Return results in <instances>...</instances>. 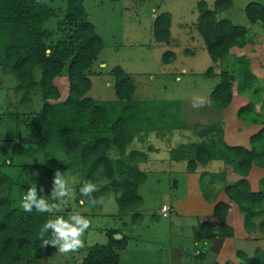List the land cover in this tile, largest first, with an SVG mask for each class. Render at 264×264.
<instances>
[{"label": "trees", "instance_id": "16d2710c", "mask_svg": "<svg viewBox=\"0 0 264 264\" xmlns=\"http://www.w3.org/2000/svg\"><path fill=\"white\" fill-rule=\"evenodd\" d=\"M229 7L230 0H215L213 10H208L202 1L195 7V30L212 63L221 62L231 55L232 49H243L249 42L247 29L216 19L217 13ZM50 16L43 0H0V69L8 71L15 79L17 91L23 89L26 96L37 90L43 101L27 123L44 157L43 190L46 194L51 192L56 170L70 173L78 167L84 181H108L111 195L123 193L115 202L119 213L134 210L141 202L137 189L145 180V173L137 164L146 161V152L128 149V146L132 142L143 143L145 135L151 132L159 135L162 130H185L180 105L174 101L131 100L132 81L118 67L108 71L113 81L114 100L96 101L87 97L88 77L93 74L91 68L103 43L86 21L82 0H66L64 25L69 28L68 35L57 40L50 49L46 48L44 39L48 35L42 26ZM244 16L249 24H260L264 30V3L246 4ZM169 25L167 13L154 19V42L168 40ZM173 58L172 53L165 52L161 61L169 63ZM36 70L37 82L33 81ZM62 74L66 76L68 92L66 98L59 101L53 79ZM203 76L212 77V69L208 68ZM217 77L219 82L208 97L209 107L222 109L229 104L234 80L236 93L250 94L252 98L251 104L236 111L240 121L262 125L249 138V149L226 145L220 124L195 125L191 131L195 140L171 149L169 156L173 161L185 162L190 173L200 166L218 162L223 172L215 177L222 179L229 170L238 175L240 179L224 185L223 192L227 200L237 205L248 230L255 208L264 203V178L259 180L257 192L250 191L245 179L251 165L264 169L262 90L243 55L232 57L231 63L220 70ZM254 106H258L257 113ZM100 165L105 171L97 175ZM9 187L8 178L0 171V192ZM104 191L91 195L97 198ZM84 205L90 206L87 202ZM227 208L225 203L213 206L214 223H199L198 238L223 240L232 236L231 228L225 224ZM133 216V221L139 217L138 214ZM47 220V213L11 209L10 201L0 197V264L17 259L49 258L54 247H41V228ZM118 234L115 230L107 232L106 244L91 246L80 264H119L117 251L125 249L126 239H115ZM43 238H50V233H44Z\"/></svg>", "mask_w": 264, "mask_h": 264}, {"label": "rangeland", "instance_id": "374dc122", "mask_svg": "<svg viewBox=\"0 0 264 264\" xmlns=\"http://www.w3.org/2000/svg\"><path fill=\"white\" fill-rule=\"evenodd\" d=\"M43 1L51 12L42 26L48 35L44 39V46L50 49L57 40L68 35L69 28L64 25L66 0ZM199 1L204 2L208 10H213L215 0H82L86 21L93 26L103 43L91 68L93 74L88 77L90 89L85 95L96 101L114 100L113 81L108 71L118 67L132 76V99L135 101H174L180 105L182 99H207L218 80L201 75L211 66V62L194 28L197 16L195 7ZM250 2L262 4L264 0H230V7L217 13L216 19H225L232 25L247 29L249 42L244 54L250 57L247 59L248 68L263 77L264 30L260 24L252 25L245 19L244 7ZM162 13L170 15V34L165 44H156L151 34L152 16ZM193 48L196 52L192 55L184 54V50ZM164 52L175 55L168 66L160 61ZM233 53L242 54L241 51ZM232 57L231 53L223 59L220 68L225 69ZM182 68L185 74L180 72ZM216 69L215 65L213 70L218 71ZM33 81H38L37 70L34 71ZM260 82L257 81V84L262 90V99L264 80ZM53 85L59 94V101L64 100L68 92L65 74L53 79ZM16 88L15 79L8 71L0 69V171L10 182V187L3 189L0 197L10 201L11 209L23 211L20 203L31 182L37 184L38 196L47 198L50 193L40 190L44 187V157L27 127L28 120L39 111L43 101L37 90L24 96L23 89L17 91ZM237 105L238 101L235 100L228 111ZM189 125L192 126L191 123ZM191 131L162 130L159 135L151 132L145 135L140 145L132 142L128 146V149L146 152L148 159L137 164V168L145 173V180L137 189L141 202L134 210L119 213L116 204L107 203L112 196L108 181L95 183L99 185V190H106L97 197L105 201L104 205L82 206L79 188L84 179L80 169L74 167L72 172L65 173L66 178L74 177L78 181L71 185L74 196L60 212L47 213L48 220L56 216L68 219L76 213L87 217L91 226L82 237L84 247L67 255L60 254L54 248L45 260L17 259L6 264H80L91 246L106 244V234L111 230L117 231L122 237L120 239H126L125 249L117 251L119 264H264V203L260 208H255V217L246 230L237 205L229 200L223 202L232 206L229 209L231 213L226 212L229 221L225 220V224L242 228L248 236L245 240L242 232L236 235L234 243L228 241L229 238H198V223H214L210 214L211 204L224 199L222 189L225 183L214 176L222 174L221 163L200 166L190 173L185 168V162L173 161L168 155V147L195 140ZM148 147L156 148V151L146 150ZM219 191L221 195L217 196ZM197 199L203 204H198ZM162 206L168 209L166 218L160 215ZM235 210L241 215H238L240 218L233 213ZM135 214L139 217L133 221ZM240 239L244 243L243 240L237 241ZM223 242L226 244L222 245ZM234 249H237L235 254L232 253Z\"/></svg>", "mask_w": 264, "mask_h": 264}, {"label": "crops", "instance_id": "0c3cea01", "mask_svg": "<svg viewBox=\"0 0 264 264\" xmlns=\"http://www.w3.org/2000/svg\"><path fill=\"white\" fill-rule=\"evenodd\" d=\"M196 11V10H195ZM163 14V13H162ZM168 14V13H167ZM160 15V14H159ZM158 16V15H157ZM154 15L152 16L153 17V20H152V24H153V21L154 19L157 17ZM216 17V15H215ZM197 18V16H196ZM170 22H171V18H170ZM195 23H196V19H195ZM195 23H194V28H195ZM170 27V25H169ZM151 32H152V29H151ZM197 32V31H196ZM248 33V31H247ZM152 34V33H151ZM170 34V33H169ZM200 38V37H199ZM153 39V38H152ZM169 39V38H168ZM201 40V39H200ZM154 41V40H153ZM167 42V41H166ZM165 42V43H166ZM202 42V41H201ZM156 43V42H155ZM165 43H156V44H165ZM247 45V44H246ZM246 45L244 46V48L246 47ZM244 48L243 49H232V51L230 52V54L232 53L235 57L236 56H241L243 55L246 59H249L250 57L245 55L244 54ZM200 49V48H199ZM204 49V47H203ZM196 49L193 48V49H190V50H184V54L186 55H192ZM205 50V49H204ZM235 51H241L242 54L241 55H236ZM165 53V52H164ZM172 53V52H170ZM173 54V53H172ZM163 55V53L161 54V56ZM161 56H160V61H161ZM173 60L169 63H163L161 61V64H163L164 66H168L170 65L174 59H175V55L173 54ZM211 62V61H210ZM221 62H216V63H212L211 62V66L209 67L210 69H212V74L213 76L212 77H209V78H214L216 77V79L218 80V77H217V74L220 72V70L223 69L220 68L221 67ZM217 66V69L218 71H215L213 70L214 66ZM216 69V70H217ZM250 70V69H249ZM252 70V69H251ZM250 70V71H251ZM181 73L185 74V70L182 68L180 70ZM204 73V72H203ZM203 73L201 74L203 76ZM251 73L253 75H256L258 77L259 80H257L258 82L264 80V76L261 77V74H255L254 71H251ZM129 76V75H128ZM131 81H132V87H133V80H132V76L130 75L129 76ZM205 77V76H204ZM208 78V77H206ZM219 80L217 81V83L214 85V87L218 84ZM261 83V82H260ZM213 87V88H214ZM212 88V90H213ZM263 89V87H262ZM211 90V92H212ZM210 92V93H211ZM134 93V87L132 89V93H131V100L132 99V95ZM209 93V95H210ZM208 95V97H209ZM88 97V96H87ZM208 97H207V103L203 106V107H200V108H194L192 106V103H198L197 101H194L192 98H188V99H182L181 100V103H180V115L182 117V121L185 125V132L186 131H189V130H192L193 127L195 125H203V126H207V125H214V124H220L221 125V128H222V138H223V141L226 145L228 146H233V147H241V148H244V149H249V138L253 135H255L262 127V125L260 124H255L253 122H246V121H240L237 117H236V111L243 107V106H246L247 104H251L252 103V98L250 96V94H237L236 93V80L232 81L231 82V99H230V102L229 104L225 107V108H222V109H214V108H211L209 107L208 105ZM262 99L264 100V94L262 96ZM238 101V105L232 109V111H228V109L231 108L232 104L234 101ZM187 111H190V113L188 114ZM254 111L257 113L259 110H258V106H254ZM233 113V114H232ZM192 124L191 127H189L190 125L189 124ZM136 144L140 145L141 143H137ZM181 145V144H179ZM177 145V146H179ZM175 146V147H177ZM173 147V148H175ZM151 148V149H150ZM148 147L146 150L150 151V152H154L156 151V148H153V147ZM173 148H167V153L169 155V151ZM147 154H146V161H147ZM145 161V162H146ZM210 164H214V163H210ZM209 165V164H208ZM222 170V169H221ZM264 178V169L262 168H259L257 166H254V165H251L249 170H248V173H247V176H246V181L249 185V189L251 192H257V187L258 186V182L260 179ZM240 177L238 175H236L235 173H233L231 170H229L228 172L225 173V176L221 179L220 182H224L225 185L229 184H233L235 181L239 180ZM224 187V186H223ZM254 189V190H252ZM221 195V192L219 191L217 193V196H220ZM222 195L224 197L223 200H216V202L212 203L211 206L212 208L210 209V214L212 213V209H213V206L216 204V203H220V202H225L227 200V198L225 197L224 195V192H223V189H222ZM215 196V197H217ZM198 201V204H203L199 199H197ZM228 214L231 213V211L229 210L230 207H232L231 205L229 206L228 204ZM171 211V209H170ZM233 213H235V215H237V218H240L238 215L239 212L237 210H235ZM174 214V213H173ZM241 216V215H240ZM229 216H225V220L228 222L229 219H228ZM163 218V217H162ZM166 218V217H164ZM199 224V223H198ZM233 229V235L231 236V238L229 237V240L230 242H233L234 243V239L236 237L237 234H239L240 232H242L244 235H245V238L244 240L246 239L247 236V233L242 229V228H235L234 226L230 227ZM236 230V231H234ZM243 239H240V240H237L238 242H242ZM244 240H243V243H244ZM226 243L223 242L222 245H225ZM234 246H236L234 244ZM240 251V249H238ZM237 251V249H234L232 250V253L235 254V252ZM222 252V250H221ZM238 263V262H237Z\"/></svg>", "mask_w": 264, "mask_h": 264}, {"label": "clouds", "instance_id": "9594fccd", "mask_svg": "<svg viewBox=\"0 0 264 264\" xmlns=\"http://www.w3.org/2000/svg\"><path fill=\"white\" fill-rule=\"evenodd\" d=\"M257 30H259L257 28ZM194 101L198 103H192L194 108L203 107L207 103L205 97H194ZM105 169L103 165H100L97 170V175H102ZM38 175V173H35ZM78 181L74 177L66 178L65 173H61L59 170L54 172L52 178V189L50 195L46 197L37 195V184L31 182L30 187L23 194L20 207L25 212H32L35 210L38 213H48L50 215L60 212L63 206L67 205L70 199L74 196V189L71 185H75ZM41 192L43 189H40ZM99 190V185L91 182L84 181L79 188V192L82 197L80 204L83 206L86 202L88 205L95 207L96 205H104L105 201L97 199L92 196L91 193ZM123 193H114L108 200V204L115 206L116 200L121 197ZM91 221L79 214H71L68 219H64L63 216H56L55 219L47 220L41 228V247L52 246L60 254L67 255L69 253L78 252L84 247V241L82 237L84 233L90 228ZM50 233V238L44 239L43 234ZM120 239L119 235L115 237Z\"/></svg>", "mask_w": 264, "mask_h": 264}, {"label": "built area", "instance_id": "2783aa9c", "mask_svg": "<svg viewBox=\"0 0 264 264\" xmlns=\"http://www.w3.org/2000/svg\"><path fill=\"white\" fill-rule=\"evenodd\" d=\"M167 212H168V209H167L166 206H162V207L160 208V215H161L163 218L167 216Z\"/></svg>", "mask_w": 264, "mask_h": 264}, {"label": "water", "instance_id": "95a60500", "mask_svg": "<svg viewBox=\"0 0 264 264\" xmlns=\"http://www.w3.org/2000/svg\"><path fill=\"white\" fill-rule=\"evenodd\" d=\"M116 236H114V238H115ZM116 239V238H115Z\"/></svg>", "mask_w": 264, "mask_h": 264}]
</instances>
